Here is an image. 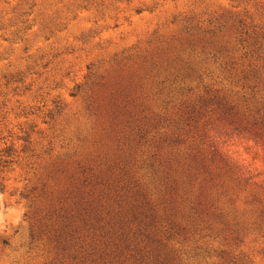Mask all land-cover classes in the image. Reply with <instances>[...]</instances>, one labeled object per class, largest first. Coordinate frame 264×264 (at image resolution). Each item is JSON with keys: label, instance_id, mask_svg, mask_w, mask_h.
Wrapping results in <instances>:
<instances>
[{"label": "rangeland", "instance_id": "374dc122", "mask_svg": "<svg viewBox=\"0 0 264 264\" xmlns=\"http://www.w3.org/2000/svg\"><path fill=\"white\" fill-rule=\"evenodd\" d=\"M228 16L264 27V0H0V264H57L68 242H95L94 220L128 219L130 206L139 235L156 233L146 168L155 151L160 162L216 145L264 188V145L233 131L215 106L195 124L179 107L240 102L241 86L222 63H200L181 80L171 64L186 56L182 42L195 27ZM194 240L168 244L184 264L216 263L226 249ZM238 250L264 264L260 240Z\"/></svg>", "mask_w": 264, "mask_h": 264}, {"label": "trees", "instance_id": "16d2710c", "mask_svg": "<svg viewBox=\"0 0 264 264\" xmlns=\"http://www.w3.org/2000/svg\"><path fill=\"white\" fill-rule=\"evenodd\" d=\"M182 43L188 52L184 58L171 60L179 68L178 77L172 75L174 79L190 78L195 75L196 66L209 60L222 63L242 90L240 102L224 98L215 103L179 102L183 122L195 124L199 111L215 106L212 111L233 131L264 145V27L245 25L239 17L228 16L215 28L195 27ZM247 57L249 61L243 65L241 60ZM253 61L258 64H251ZM113 107L118 109L116 104ZM208 147L209 151H202L191 145L182 154L175 151L160 162L156 151L149 156L146 168L159 214L155 216L148 204L151 214L147 217L150 223L157 217L156 233H146L145 228L146 234L139 235L140 223L135 215H140L133 214L136 210L130 206L128 219L126 214H118L106 222L100 217L94 220L96 228L90 229L91 239L93 232L97 234L95 242L85 246L68 242L62 250L66 255L57 264H64V258L66 264H184L168 242L177 239L180 243H195V238L218 240L226 248L214 255L217 262L211 264H250L238 249L246 240L264 244V188L250 182L252 176L231 162L216 145Z\"/></svg>", "mask_w": 264, "mask_h": 264}]
</instances>
